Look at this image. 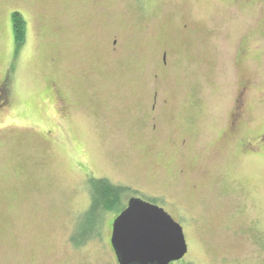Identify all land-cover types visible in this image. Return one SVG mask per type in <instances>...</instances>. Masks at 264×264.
<instances>
[{
	"label": "rangeland",
	"instance_id": "rangeland-1",
	"mask_svg": "<svg viewBox=\"0 0 264 264\" xmlns=\"http://www.w3.org/2000/svg\"><path fill=\"white\" fill-rule=\"evenodd\" d=\"M96 1L92 9L88 0H0V264H117L107 225L130 195L112 202L100 239L75 249L68 241L90 177L145 199L161 193L184 208L173 216L187 252L169 264H264V44L254 39L264 3L247 6L250 17L229 0L151 5L140 21L113 9L112 29L133 39L111 63L96 44L111 30L98 10L110 0ZM12 11L27 27L17 52ZM187 13L194 44L185 50L179 26ZM242 37L250 70L233 60ZM166 43L187 66L161 72V95L170 104L153 132L146 119L158 86L152 57ZM244 71L256 86L245 95L248 122L226 138L235 80ZM52 80L74 90L68 120L49 103Z\"/></svg>",
	"mask_w": 264,
	"mask_h": 264
},
{
	"label": "flooded vegetation",
	"instance_id": "flooded-vegetation-1",
	"mask_svg": "<svg viewBox=\"0 0 264 264\" xmlns=\"http://www.w3.org/2000/svg\"><path fill=\"white\" fill-rule=\"evenodd\" d=\"M81 2L83 0H80ZM89 3H86V6H88V8H92V9H96L95 7V1L96 0H88ZM99 2H101V4H103L104 1L106 0H98ZM181 0H110V2L106 5H100L99 6V13H100V18H101V25L103 27V29H105L108 25L109 27H111V23L109 21H111V16L110 13L113 9H120L123 7V9L125 10V13H129L131 15V17L135 20V21H140L141 18H144L145 16V7L146 10H149L150 6H154L156 7V9H158V7H162V5L164 6H170L172 7L174 4L180 2ZM230 3L233 5V7H235V5L238 7V10L241 9L242 7H244V9L246 10V15L248 17L251 16L250 12H249V8L247 6H252V4L255 3H259V4H263L264 1L263 0H229ZM80 2V3H81ZM97 3V1H96ZM241 4V5H239ZM92 15V13H91ZM90 16V15H89ZM188 13H187V19H184L183 23L179 26V30L181 32L184 31L185 36H183V48H185V50L190 49V45L191 43H193L192 39H187V31H190L192 28V25L188 22ZM248 21V20H247ZM94 23V22H93ZM248 25H250V23H252V26L255 25L256 26V22L252 21L250 22V20L247 22ZM83 25V24H81ZM80 25V26H81ZM86 25V24H84ZM87 26V25H86ZM96 26V25H95ZM260 29L258 30L257 34L254 36V39L257 38V40L262 43L260 46L263 47L264 44V20H262V22L259 23ZM89 27V26H88ZM27 30V29H26ZM101 33V30H99ZM128 31H123L122 29H118V28H114L111 30H107V32H105V34L103 36H101V39H99V41L97 40V46L99 47H105L108 57L111 59H109V62H114L115 60H118V57L115 55L118 54H122L123 52H128V50L130 49L129 46L131 44V39H133L132 34L131 33H127ZM27 33V31H26ZM100 35V34H99ZM191 42V43H190ZM248 42L245 41L242 38H240L238 40V42L233 45L232 47V52H233V60H234V64L238 67V69H240V66L244 69H249L250 70V65H248V61H246L245 58V54L246 51H248L250 44H247ZM167 45L163 46L159 52L157 54H155L152 58H153V62L155 63V71L157 73H154L152 75V79L158 84V86H155L154 89L151 91V95H150V106H148L149 109V114H147V118L148 121L151 122V129L150 131H159L161 128V124L163 123L161 119H159V117L165 113V109L167 108L169 103V99L167 97H165L162 93V88L160 83H158L160 76H161V72L163 71H173L175 70V68H178L180 66H187V61L183 60L184 57L180 58V54L179 51L177 50V48H175L173 45L166 43ZM99 50H104L103 48H99ZM129 57V58H127ZM124 60V65L125 68H127L129 66V64H131L133 61V55L131 53V51L129 52V54L126 56V58L123 59ZM118 64H120V61L118 62ZM183 64V65H181ZM123 65V66H124ZM105 67V66H104ZM119 67V65L117 66ZM245 74H240L239 77H236L235 83H236V90H235V96L233 99V104L230 108L229 114H228V119H227V123L226 126L224 128V132L222 131V134L226 137V138H233L235 136V134L237 132H239L241 130V127L243 126V123H247L248 121H246L245 119V112H246V100H245V95H248L251 91H253L255 89V84L253 79L251 78L252 75H250V72L248 71H244ZM47 87H48V92H49V103L51 106L54 107L55 112H57L59 115H61L64 120H68V118L71 117L72 115V107L73 104L70 101L72 99V94L74 93V90H71L63 85H60L59 83L55 82L54 80L50 81V83L48 84L47 82ZM3 88L0 87V92ZM83 92V94H87L90 93L88 90L82 88L81 90ZM71 92V95H70ZM80 94V93H79ZM91 98V97H90ZM244 116V118H243ZM186 140L183 139L182 143H184ZM248 144L249 141H248ZM237 148L239 150H242L244 148V140H240ZM251 151H253V148L251 147ZM184 172V168L183 169H178V173L179 174H183ZM87 191L84 193V198H82L79 202V204L84 205L83 207H81L80 212L83 213L85 211L88 210V206L90 203V191L89 188L87 186ZM126 195H130L128 198L123 199V201H121V206L118 209L113 210L114 214H112L114 216V218L127 206L128 204V200L131 197H139L141 199L147 200L151 203H154L160 207H162L168 214L171 215V217L176 221V219L174 218L173 214L177 213L179 214L180 212H183L184 208L179 205L177 202H175L172 198H166L163 194L159 193V194H151L152 198L149 199H145L143 198V196H138V194H134V192L131 193H125L124 196ZM84 201V202H83ZM77 205H75L76 207ZM76 212V211H74ZM106 216L110 215V211L105 212ZM113 218V219H114ZM113 221V220H112ZM111 224L112 222L108 223V229L111 233ZM71 232L74 229V226H70ZM71 234V233H70ZM70 234L68 236V241L71 244V246L75 249V248H80V247H74L73 244L70 241ZM110 234L108 236V244L110 247L111 252L114 251L112 250V247L110 245ZM114 259L116 260L115 254H114Z\"/></svg>",
	"mask_w": 264,
	"mask_h": 264
},
{
	"label": "water",
	"instance_id": "water-1",
	"mask_svg": "<svg viewBox=\"0 0 264 264\" xmlns=\"http://www.w3.org/2000/svg\"><path fill=\"white\" fill-rule=\"evenodd\" d=\"M109 241L117 264H169L187 252L179 222L139 197H131L113 219Z\"/></svg>",
	"mask_w": 264,
	"mask_h": 264
},
{
	"label": "trees",
	"instance_id": "trees-1",
	"mask_svg": "<svg viewBox=\"0 0 264 264\" xmlns=\"http://www.w3.org/2000/svg\"><path fill=\"white\" fill-rule=\"evenodd\" d=\"M11 23L15 51L22 48L26 38V21L18 11L11 12ZM90 191V203L88 210L81 213L75 219L76 223L70 234V241L74 247L83 246L86 241L100 239L102 237V227L107 218L106 211L112 208V202L121 199L125 193H131V189L126 185L115 184L106 177H90L88 179ZM185 264H196L186 262Z\"/></svg>",
	"mask_w": 264,
	"mask_h": 264
}]
</instances>
